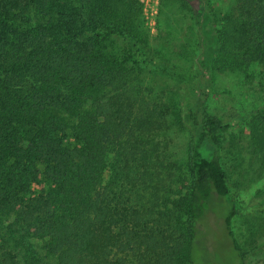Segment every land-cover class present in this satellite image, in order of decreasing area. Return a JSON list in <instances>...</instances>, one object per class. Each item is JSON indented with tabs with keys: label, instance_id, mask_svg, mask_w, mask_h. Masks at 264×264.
<instances>
[{
	"label": "trees",
	"instance_id": "obj_1",
	"mask_svg": "<svg viewBox=\"0 0 264 264\" xmlns=\"http://www.w3.org/2000/svg\"><path fill=\"white\" fill-rule=\"evenodd\" d=\"M176 1L189 66L152 47L139 0H0V264H199L200 220L222 200L238 251L232 220L264 183V100L219 113L195 92L264 70V0ZM246 116L261 173L233 200L223 143Z\"/></svg>",
	"mask_w": 264,
	"mask_h": 264
},
{
	"label": "rangeland",
	"instance_id": "obj_2",
	"mask_svg": "<svg viewBox=\"0 0 264 264\" xmlns=\"http://www.w3.org/2000/svg\"><path fill=\"white\" fill-rule=\"evenodd\" d=\"M161 1L139 0L151 45L166 53L174 52L173 55L177 54L176 62L189 66L190 60L196 55V39L193 33L191 38L187 32V28H192L193 21L180 10L179 1L170 5L165 0L167 4L163 6ZM212 3L223 10L234 5L233 0H212ZM182 28L185 29L187 38L181 48H186L183 55L176 52L180 50V45L174 47L175 42L179 43L177 39ZM205 79L208 85L205 89L201 88L205 95H201V90H197L195 94L204 98L205 104L219 113L235 109L242 114H248L256 98L259 103V100H264V70L260 66H252L246 72L215 73L207 75ZM145 82L156 93L161 89L171 90L173 84L170 78L157 72H148ZM244 118L234 122L222 150L233 200L241 191L250 188L261 173L260 160L257 158L260 153L255 154L256 158H251L253 154L250 152L256 147L249 148V118ZM187 140L188 134L183 132L176 139L177 146L181 149L180 145ZM255 189L246 202L241 200L238 212L232 220L233 237L239 247L238 251L234 249L225 225L224 210L227 202H210L207 214L200 220L201 231L194 245V254L199 264H264V213L252 209L264 202V183L257 185Z\"/></svg>",
	"mask_w": 264,
	"mask_h": 264
}]
</instances>
